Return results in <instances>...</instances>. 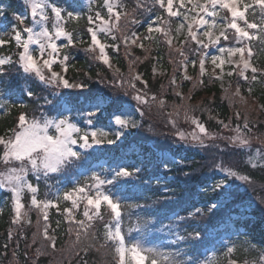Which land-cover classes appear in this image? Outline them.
<instances>
[{
    "label": "snow or ice",
    "instance_id": "6c2138e0",
    "mask_svg": "<svg viewBox=\"0 0 264 264\" xmlns=\"http://www.w3.org/2000/svg\"><path fill=\"white\" fill-rule=\"evenodd\" d=\"M23 2L30 9L31 25L25 23L26 16L14 14L17 24L9 25L10 31L6 29L0 32V46L10 44L14 40L15 46L20 49L17 53L19 66L25 73L34 74L53 91L50 96L36 97L38 102L43 100V105L40 106L45 107V111H41L39 116L35 114L29 116L27 112H21L17 117L16 125L9 129V133L0 135V191L10 194L14 212L12 223H19L22 217L27 216V212L22 211L26 207L35 208L42 214L44 221L41 230L38 217V232L46 242L45 247L55 250L58 237L56 229H53L49 222L47 209L56 208L62 215L67 213L69 221L78 226L77 240L80 239L81 233L86 237L92 235L93 239H97L89 229L93 227L92 222L95 219L103 220L101 206L106 205L111 221L105 224L104 243L100 244V248L110 245L116 264H208L178 247L184 241L204 239V234L195 226L187 232V235H182L173 223L157 227L156 221L151 217L137 216L135 224L129 225L128 233L131 235L132 232H136L139 236L131 242L126 240L122 228L124 210L144 206L124 203L109 186L137 179L142 171L139 166L117 164L115 167L105 168L103 172L91 170L83 182L77 180L54 200L40 198L38 183L40 179L43 178L47 182L53 174H62L69 169L80 170L93 155L90 150L100 149L104 145H114L132 129L141 127L135 118L136 113L140 117L145 114L140 105L155 102L160 108H164L166 100L156 95L149 97L148 82L143 80L139 73L127 81L131 92L126 89L123 93L124 96L131 95V99L136 102L135 111H132L130 106L125 107V102L104 93L72 97L56 91L60 88L85 87L82 82L72 83L66 78L69 55L65 53L59 60L57 59L60 52L57 41H66L63 47L68 48L75 47L77 43L83 44L84 40L79 33L73 35L66 30L61 23L64 19L62 16L64 10L50 3V0H23ZM93 2L94 0H88L87 20L90 26L86 31L90 41L85 51L97 53L95 58L109 68H112V64L107 49L119 53L123 46L126 55L131 56L129 49L132 46L147 51L144 41L159 39L170 50L174 42L179 45L174 51L182 58L178 67L183 72L184 80L193 79L187 74L189 65L196 68L198 64L199 76L203 78L207 74L208 63L212 65L213 78L221 84L225 75L227 77L236 75L245 81H257L259 76L264 75V68H258L252 63L251 47L253 41L264 46V0H151V6L148 0H136V5L131 11L123 0H95L97 4L95 9L92 8ZM48 9L54 15V20L50 17ZM140 9L155 17L154 20L149 19L147 22L146 34H141L130 27L140 24L136 15L137 10ZM257 15L259 21L256 19ZM6 16V9L0 7V18ZM67 17L78 19L79 14L74 16L73 12L68 11ZM177 18L179 23H175ZM174 23L175 28H173ZM116 32L122 35L118 38ZM154 33L159 36H153ZM5 36L10 38L5 40ZM109 39L111 43L108 42ZM32 45L36 47L32 48ZM210 49H215L216 54L205 51ZM188 51L195 54L198 60H190ZM136 59L138 60L139 57ZM11 63V57H0V68ZM57 64L61 66V71L54 70L53 66ZM225 65L229 66L226 73ZM217 69H219L218 73ZM44 70L47 71V75ZM153 71L155 72V69ZM116 72L119 73L120 69L117 68ZM248 73L251 75L249 76ZM2 74L0 72V75ZM135 81L140 83V87H137ZM124 83L125 81L120 79V87H123ZM199 83L203 84V79ZM170 85L173 86L174 95L181 102L173 105L174 114L179 117V109L184 108V119L194 125V130L188 134L178 130V140L202 148L216 147L221 153H224V149L220 148V145H208L205 141L225 140L227 141L225 147L229 149L226 155L213 160V169L220 178L204 189L206 193H213L214 198L209 201L206 208L194 207L187 216L175 215L170 218L178 224L211 214L225 205L234 195L235 182L250 183L249 175L244 174L242 165L249 164L252 168H256L258 160L264 161V149H256L255 154H252L250 127L247 122L242 126L238 124L231 127L223 120L218 121L221 126L220 131L228 130L233 133L229 136L210 132L202 121L195 116H189L183 101L191 97H185L179 91L180 86L177 85L175 78L170 80ZM228 90L229 88H224L226 93ZM248 91L251 93L252 89L249 88ZM26 94L30 98L35 95L30 89L26 90ZM233 96L238 97L242 102L245 100L239 85L235 88ZM12 106L28 107L23 103ZM4 107L6 105L0 100V108ZM49 109L56 114L50 115ZM105 113L108 114L107 126L98 127L96 121ZM172 115L173 113L169 114L170 117ZM169 123L176 127V120L170 119ZM261 166L264 167V164ZM167 167L165 163L164 168ZM29 177L33 179L30 180ZM163 198L171 199L169 196ZM61 200L70 202L71 207L65 206L61 210ZM81 204L84 205L83 219H78L73 215V210L79 209ZM28 223L31 224V221L29 220ZM56 223L58 228L60 221ZM151 232H167L175 238L163 242L160 246H147L142 241ZM12 238L10 232L8 239ZM171 246L177 247L171 250ZM162 247L170 250L163 251ZM232 251V247L227 248L228 253ZM228 264H236V262L230 260ZM259 264H264V251L260 252Z\"/></svg>",
    "mask_w": 264,
    "mask_h": 264
},
{
    "label": "trees",
    "instance_id": "16d2710c",
    "mask_svg": "<svg viewBox=\"0 0 264 264\" xmlns=\"http://www.w3.org/2000/svg\"><path fill=\"white\" fill-rule=\"evenodd\" d=\"M50 3L63 9V14L66 16L68 11L73 13L80 11L78 19L67 17L65 27L73 35L79 33L81 39L84 40L83 44L77 43L75 47H64L57 59L59 60L67 53L69 61L67 62L66 78L72 83L82 82L85 87L83 89L60 88L56 91L72 97L104 93L125 102V104L132 103L137 106L136 102L131 99V95L124 96L123 93L126 89L131 92L127 81L139 73L142 79L148 82L149 97L156 95L158 98L166 100L164 108H160L155 102L140 105L145 114L141 118V127L130 139L122 143L117 142L114 146H103L100 149L90 150L93 155L82 168L92 169L101 160H106L109 165L114 167L125 161H133L134 165L142 168L137 179L109 186L124 203L144 206L124 210L122 228L126 240L131 242L138 238V233L132 232L131 235L128 233L129 225L135 224L137 216L151 217L156 221L155 226L157 227L173 223L182 235H187L193 226L197 227L204 234L202 241L188 240L178 245L184 249V252L190 253L195 258L203 260V251L215 245L218 246L219 256L210 264H228L230 260L235 261L236 264H245L241 259L242 256L249 258L246 264H254V262L259 264L260 252L264 251V167L261 166L264 161L258 160L256 168H252L249 164L242 165L244 174L249 175L250 186L247 189L233 190L234 195L223 207L195 220L178 224L170 220L175 215L187 216L194 207L206 208L209 201L214 198V194L206 193L204 189L220 178L213 169V160L219 159L229 152V149L225 147L227 144L225 140L205 141L208 145H220V148L224 149V153H221L216 147L202 148L199 145L185 144L178 140V130L191 132L194 130V125L184 119V108L179 109V117L174 114L173 105H178L181 102L174 95L170 80L175 78L177 85L180 86L179 91L185 97H191V99L183 101L189 116H195L202 121L210 132L229 136L233 133L228 130L220 131L221 126L218 121L223 120L231 127L238 124L242 126L247 122L250 127L249 137L254 155L256 149H264V112L259 106L264 108V82H262L264 75L259 76L257 81H245L233 75L230 82L231 87H227L229 88L227 93L220 87L219 81H216L213 75L206 74L201 78L198 64L196 68L189 65V75L193 79L184 80L183 72L178 67L179 60L182 58L174 51L178 46L173 45L170 50L159 39L144 41L147 51L132 46L129 49L132 53L131 56L126 55L123 46L119 53L107 49L112 63V68H109L95 58L97 53L85 51L90 41L86 31L90 26L87 20L88 0H50ZM123 3L131 11L136 5V0H123ZM148 3L151 6V0H148ZM0 7L7 11L6 18H0V30L9 25H16L14 14L21 15L27 10V5L23 0H0ZM96 7L97 4L94 0L92 8ZM136 15L140 24L130 26L131 29L146 34L147 22L149 19L154 20L155 17L143 9L137 10ZM256 19L259 21L258 15ZM123 22L122 20L121 23ZM25 23L31 25L30 15ZM175 23H178V18ZM175 23L173 28H175ZM115 34L118 38L122 35L120 32ZM153 36L158 37L159 34L154 33ZM108 42L111 43V40L109 39ZM251 47L252 63L258 68H264V46L253 41ZM17 53L13 41L7 46L0 47V54H7L14 58L11 64L0 68V72L3 73L0 75V100L8 105L4 115H2L3 110L0 109L1 134H8L9 129L16 125L17 117L21 112H27L29 116L33 114L39 116L41 111H45V107L40 106L43 105V100L38 102L36 97L50 96L53 91L34 74L23 71L17 63ZM188 55L190 60H198V57L191 51H188ZM136 57L139 59L137 60ZM133 61L135 62L133 63ZM155 63L162 65L164 73L158 74L153 71ZM117 68L120 69L119 73L116 72ZM55 69L61 71V66L57 64ZM248 75L250 76L251 73ZM120 79L125 81L123 87L119 85ZM201 79L204 81L203 84L199 83ZM135 82L137 87H140V83ZM237 85L241 89V95L245 97L243 102L233 96ZM249 88L252 89L251 93L248 91ZM27 89L35 94L34 97L30 98L26 94ZM21 101L28 107L12 106L21 104ZM48 111L50 115L56 114L50 109ZM170 113H173L171 117ZM237 113H239V118H237ZM74 115L75 113H73ZM107 116L108 114L105 113V116L99 118L96 123L106 124ZM170 119L176 120L175 128L169 123ZM134 145L139 147L142 156L139 157L130 152ZM166 153L172 154L177 159L175 162L169 163L167 169L164 168L163 163ZM78 171L69 169L62 174H53L47 179V182L43 178L40 179L38 182L40 198L54 200L57 195L62 194L65 189L73 185V179L78 176ZM29 179L33 178L29 177ZM79 181L83 182L84 179L80 177ZM33 182L35 183L34 180ZM60 188L62 189L59 190ZM166 189L168 191H165ZM165 196H169L171 199L166 200L163 198ZM252 200L256 202V205L250 210H244L243 206ZM65 206L71 207L70 202L61 200L60 209L62 210ZM12 208L10 194L0 191V264H116L111 246L100 248V244L104 243L105 224L111 221L106 205L101 206L103 220L95 219L92 222L93 227L89 229V232L94 233L97 239H93L92 235L86 237L81 233L80 239L77 240L78 226L69 221L67 213L62 215L56 208L47 209L49 222L51 227L56 229L58 237L55 250L45 247L46 242L38 232V217L41 230L44 223L42 214L38 210L26 207L24 212H27V216L22 217L21 222L13 224L14 212ZM83 210L84 205L81 204L79 209L73 210V215L78 219H83ZM29 220L31 224L28 223ZM57 221H60L58 228ZM10 232L13 237L11 240L8 239ZM226 234L230 235L227 238L228 242L235 245L234 252L228 255L224 253V245L221 240ZM170 237L174 236L167 232H151L144 239L158 243ZM5 245L7 246L5 247ZM176 247L171 246V249H176ZM165 249L169 248L165 247Z\"/></svg>",
    "mask_w": 264,
    "mask_h": 264
},
{
    "label": "rangeland",
    "instance_id": "374dc122",
    "mask_svg": "<svg viewBox=\"0 0 264 264\" xmlns=\"http://www.w3.org/2000/svg\"><path fill=\"white\" fill-rule=\"evenodd\" d=\"M94 3V2H93ZM93 5V4H92ZM27 8V10L25 11V12H23L22 14H21V16L22 17H29V15H30V9H29V7L27 6L26 7ZM48 11V13H49V15H50V17L54 20L55 18H54V15L53 14H50L51 13V10L50 9H48L47 10ZM64 12V11H63ZM63 12H62V16L64 17V19L63 20H61V23L65 26V21H66V19H67V16L66 15H64L63 14ZM75 14H80V11L78 10V11H76L75 13H74V16H75ZM1 22V21H0ZM178 23H179V19H178ZM50 26V25H49ZM21 27H23V26H21ZM9 30L10 31V29L8 28V27H3V28H1V30H0V32H2L3 30ZM37 30H39L38 28H37ZM10 37L9 36H5L4 37V39L5 40H8ZM13 42H14V49H16V51H20V49H18L16 46H15V41L13 40ZM64 43H66V41H64V40H59V41H57V44L58 45H60V51L62 50V49H64V47H63V44ZM8 44H5L4 46H7ZM173 45H176V46H179L176 42H174V44ZM1 47V46H0ZM32 48H35L36 46L35 45H32L31 46ZM208 51H210L212 54H216V52H215V49H210V50H208ZM36 55H38V53H36ZM45 55H47V53L45 54ZM59 55H60V52H59ZM59 55H58V58H59ZM0 57H11V60L13 61L14 60V58H13V56H9V55H7V54H0ZM42 63V62H41ZM110 63H111V61H110ZM112 64V63H111ZM6 65H9V64H6ZM6 65H4V66H6ZM53 68H54V70L55 71H57L56 69H55V65L53 66ZM154 69H155V73H158V74H162V73H164V69H163V67H162V65L161 64H158V63H155L154 64ZM206 69H207V74H211V75H213L214 76V73H213V71H212V65L210 64V63H208V64H206ZM229 70V66L228 65H225V73L227 72ZM45 71V74L47 73V71L46 70H44ZM216 72L218 73L219 72V69H217L216 70ZM189 73H190V69H189V67H188V69H187V74L189 75ZM190 76V75H189ZM231 78L232 77H227L226 75L224 76V79H223V84H221V82L219 81V83H220V87L222 88V89H224V88H227L229 85H230V82H231ZM250 99V98H249ZM20 103H22V101L20 102ZM5 105H6V103H4ZM8 105H6V107H7ZM130 106V109L132 110V111H135V109H136V105H134V104H125V107H129ZM260 106V108L263 110V112H264V108L261 106V105H259ZM6 107H4V108H0V109H2L3 110V113H2V115H4L5 113H6V111H7V109H6ZM103 116H105V114L104 115H102V116H100L99 118H101V117H103ZM135 118L138 120V122L140 123L141 122V118L142 117H140L139 116V114L138 113H136V115H135ZM107 123H108V121H107ZM107 123L106 124H101V123H96V125L98 126V127H106L107 126ZM138 129V128H137ZM137 129H132L129 133H127L126 135H125V137H123V138H121V140L120 141H118V143H122V142H125V141H127V140H129L130 139V137L137 131ZM185 132V134H188V133H190V132H188V131H184ZM192 132V131H191ZM9 133V132H8ZM0 135H7V134H1L0 133ZM115 145V144H114ZM114 145H111V146H114ZM104 146H108V145H104ZM131 153H134L135 155H138L139 157L140 156H142V154H141V151H140V149H139V147L138 146H132V149H131V151H130ZM177 159H175L174 157H173V155L172 154H170V153H166L165 155H164V160H163V163L165 164H169V163H173V162H175ZM134 162L133 161H125V162H123L122 164H126V165H134L133 164ZM112 167H114L113 165H109L108 164V162L106 161V160H101L99 163H97V164H95L94 166H93V168L92 169H80L79 171H78V176H75V178L73 179V184H75V182L77 181V180H79L80 179V177L81 178H83L84 180H85V177L87 176V175H89L90 174V171L91 170H95V171H97V172H103L104 171V169L105 168H112ZM251 182V181H250ZM235 187L233 188V190H242V189H247V187H249L250 185H249V183H247V184H245V183H242V182H235ZM62 188H60L59 190H61ZM228 202V201H227ZM256 202L255 201H251L250 203H248V204H246L245 206H243L244 208V210H250V209H252L256 204H255ZM13 206V205H12ZM224 206V205H223ZM223 206H221V207H223ZM26 209V208H25ZM25 209H23L22 211H24ZM231 227H233V225H231ZM139 236V235H138ZM228 237H230V235L229 234H226L221 240H222V244L224 245V253H226L227 255L228 254H232V252H234V247H235V245L234 244H232V243H230V242H228V240H227V238ZM175 237H170V238H168V239H165V240H163V241H159L158 243H154V242H152L151 240H147V239H144L142 242H144L147 246H160V245H162V243L163 242H166V241H169V240H171V239H174ZM220 242V241H219ZM181 244V243H180ZM221 244V243H220ZM228 247H232L233 248V251L231 252V253H228L227 252V248ZM183 251H184V249L183 248H181ZM217 249H218V246H211V247H209L208 249H206L205 251H203V260H201V261H206V262H208V264H210V263H212L213 261H215V259H216V257L217 256H219L218 255V251H217ZM162 250L163 251H168L167 249H165V247H162ZM171 250H175V249H171ZM217 251V252H216ZM222 253V252H221ZM187 258V257H186ZM241 259H243L244 260V263L246 264L247 262H248V257H245V256H242V258Z\"/></svg>",
    "mask_w": 264,
    "mask_h": 264
}]
</instances>
